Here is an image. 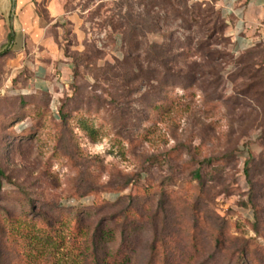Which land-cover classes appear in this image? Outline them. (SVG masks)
<instances>
[{"label": "rangeland", "instance_id": "374dc122", "mask_svg": "<svg viewBox=\"0 0 264 264\" xmlns=\"http://www.w3.org/2000/svg\"><path fill=\"white\" fill-rule=\"evenodd\" d=\"M215 1H36L72 79L0 56V264H264V42Z\"/></svg>", "mask_w": 264, "mask_h": 264}, {"label": "crops", "instance_id": "0c3cea01", "mask_svg": "<svg viewBox=\"0 0 264 264\" xmlns=\"http://www.w3.org/2000/svg\"><path fill=\"white\" fill-rule=\"evenodd\" d=\"M37 0H0V52H10L19 65L30 66L33 89L52 93L69 85L71 64H58L47 46L51 41L37 13ZM217 9L227 23L225 34L231 50L242 52L264 42V0H217ZM46 46V47H43Z\"/></svg>", "mask_w": 264, "mask_h": 264}, {"label": "trees", "instance_id": "16d2710c", "mask_svg": "<svg viewBox=\"0 0 264 264\" xmlns=\"http://www.w3.org/2000/svg\"><path fill=\"white\" fill-rule=\"evenodd\" d=\"M216 2L217 0L214 2L213 4V12H212V15L209 16L210 19L208 21L206 20H203V24L205 23V26L207 25L209 28H208V37L209 38H212L214 37L215 35L217 34H222V36L224 38H226L225 36V31H226V26H227V23L226 21L224 20V18L222 17V14L221 12L217 9L216 7ZM205 4V3H204ZM208 17V16H207ZM213 25V26H210V25ZM204 46V45H203ZM202 47V45H201ZM169 50H166L164 46H161L159 50L155 51V56L154 58L159 61V62H166L167 61V58H166V55L168 54ZM6 52H0V56L4 55ZM209 56H211L212 54L211 53H207ZM130 62L127 61L125 63V65H128ZM134 63V62H133ZM246 75V74H244ZM42 92H47V91H42ZM94 129L92 128L91 129V132H93Z\"/></svg>", "mask_w": 264, "mask_h": 264}]
</instances>
